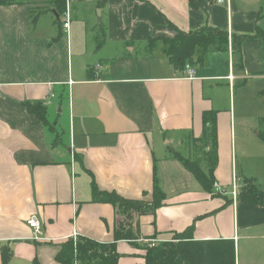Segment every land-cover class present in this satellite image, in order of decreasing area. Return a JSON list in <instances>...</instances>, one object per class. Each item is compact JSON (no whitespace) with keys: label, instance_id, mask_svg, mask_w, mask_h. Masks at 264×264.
<instances>
[{"label":"crops","instance_id":"crops-1","mask_svg":"<svg viewBox=\"0 0 264 264\" xmlns=\"http://www.w3.org/2000/svg\"><path fill=\"white\" fill-rule=\"evenodd\" d=\"M261 4L66 0L67 28L47 3L30 5L43 10L34 21L26 2L0 5V246L11 250L8 264H61L55 255L74 231L113 241L118 212L90 199L91 180L150 199L154 169L164 198L153 213L131 217V238L115 241L117 264H144L146 238L169 241L190 227L194 239H232L235 264H264V206L232 197L244 178L264 175ZM173 27L217 28L227 47L200 64L194 54L188 78L163 51L160 38ZM26 101H41L47 121L54 114L52 129ZM204 110L216 111L221 192L203 190L166 151L193 152ZM31 215L41 224L38 238L26 224Z\"/></svg>","mask_w":264,"mask_h":264},{"label":"trees","instance_id":"trees-1","mask_svg":"<svg viewBox=\"0 0 264 264\" xmlns=\"http://www.w3.org/2000/svg\"><path fill=\"white\" fill-rule=\"evenodd\" d=\"M195 0H188L190 6H194ZM27 3L29 6L36 2L47 3L53 7L57 14H62L66 0H0V5ZM39 7V6H38ZM31 7V21H34L42 8ZM45 11V10H44ZM58 21V20H57ZM174 28V34L160 38L163 42V51L168 56V61L175 69H182L186 61L194 54L196 62L200 64L210 50H222L227 47V35L222 30L211 27H203L198 31L182 32ZM27 109L38 116L42 123L52 129V124L47 121L46 108L39 102L26 101ZM216 111L204 110L201 115L202 134L198 144L193 142L192 150H198L200 156H185L171 146L167 150L172 158L177 159L184 168L189 170L203 190L212 192L214 187V170L217 162V138H216ZM258 137L264 142V115L258 119ZM197 148V149H196ZM154 169V168H153ZM244 184L237 194V198L246 203H252L260 207L264 206V190L257 187L251 177L244 178ZM152 191L150 199L125 198L114 190H102L91 180V200L95 202H108L114 206L117 212L127 214L131 218L134 214L153 213L164 198V193L157 183L156 171L153 170ZM145 195V194H144ZM129 224L127 223V227ZM127 229V230H126ZM122 223H117L114 228L113 241L98 242L91 238L78 237L75 244L72 239H67L60 244L55 255L56 261L61 264H117L120 253L116 250L115 241L119 238H131L130 229ZM170 241H161L155 246L146 245L143 254L144 264H235V244L230 238L220 239H194L191 235V227L172 235ZM1 263L8 264L11 256L10 248L0 246ZM34 264L37 262L34 261Z\"/></svg>","mask_w":264,"mask_h":264},{"label":"built area","instance_id":"built-area-1","mask_svg":"<svg viewBox=\"0 0 264 264\" xmlns=\"http://www.w3.org/2000/svg\"><path fill=\"white\" fill-rule=\"evenodd\" d=\"M214 2L219 3V4H221V3L228 4L229 0H214ZM61 17H62L63 28H67L69 26L68 22H69V18H70L69 10H67V7H65L63 13L61 14ZM184 65H185L184 66L185 76L188 78H192L194 76V73H195L194 66L192 64H190L188 61H186ZM214 190L216 192L222 191L219 184H217V183H214ZM232 197L237 198V193L235 192L234 189L232 191ZM26 224L31 227L32 232L34 233L33 237L38 238V236L41 234L40 222L34 216L31 215V216L27 217ZM77 238H78V232H76V231L72 232L71 239H72L73 244H75ZM144 241L147 242V244L150 246H155V245L159 244L156 239L146 238Z\"/></svg>","mask_w":264,"mask_h":264},{"label":"rangeland","instance_id":"rangeland-1","mask_svg":"<svg viewBox=\"0 0 264 264\" xmlns=\"http://www.w3.org/2000/svg\"><path fill=\"white\" fill-rule=\"evenodd\" d=\"M40 3H44V2H40ZM44 4H41V7H44L43 6ZM261 6H262V8H264V4H261ZM39 8V7H38ZM264 10V9H263ZM34 14L36 15H38V11L36 10L35 12H34ZM60 21H62V17L60 18ZM242 116L239 114L238 115V120L240 121V120H243L244 118L242 117ZM48 121H49V123H51V124H54V122H55V119H54V114L53 113H50V118L48 119ZM52 139H54V136H53V138ZM189 141H190V143H191V139L190 138H188L187 137V143L186 144H188L189 143ZM187 147H188V145H187ZM174 148V147H173ZM175 150H177V151H179L181 154H183V155H185V156H188V155H190V154H187V153H184L185 151H180L179 149H176V148H174ZM197 149V148H196ZM167 151V153L169 154V152H168V150H166ZM192 153V157H195V156H200L201 154H200V152L198 151V150H193V152H191ZM257 181V182H256ZM254 180V182H255V184L257 185V187L259 188V189H261V190H264V175H262V177L261 178H258V180ZM118 221L119 222H117V223H122V225L125 227V228H129V227H127V223L130 225L131 224V221H132V218H130L129 216H127V214L125 215V214H123L122 212H121V210H120V212H118ZM131 215H134V213L131 211ZM132 217V216H131ZM173 240V239H172ZM170 241V240H169ZM159 244H160V242H158Z\"/></svg>","mask_w":264,"mask_h":264},{"label":"water","instance_id":"water-1","mask_svg":"<svg viewBox=\"0 0 264 264\" xmlns=\"http://www.w3.org/2000/svg\"><path fill=\"white\" fill-rule=\"evenodd\" d=\"M102 1H104V0H102ZM56 17H58L57 13H56Z\"/></svg>","mask_w":264,"mask_h":264}]
</instances>
